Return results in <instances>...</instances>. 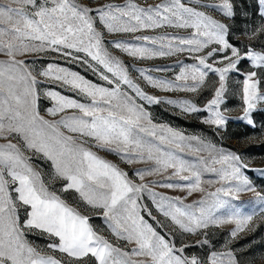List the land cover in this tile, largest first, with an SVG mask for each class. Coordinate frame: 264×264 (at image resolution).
Here are the masks:
<instances>
[{"label":"snow or ice","instance_id":"1","mask_svg":"<svg viewBox=\"0 0 264 264\" xmlns=\"http://www.w3.org/2000/svg\"><path fill=\"white\" fill-rule=\"evenodd\" d=\"M209 12L251 26L233 29ZM176 30L190 31L181 35ZM236 31L255 43L232 42ZM50 54L53 61L85 66L103 83L54 62L34 68L37 59ZM122 54L134 61L187 55L195 63L181 64L174 78H166L152 73L169 68H135L121 59ZM243 62L255 70L243 71ZM209 73L217 77L212 85L207 83ZM229 73L242 76V115L237 119L255 127L251 113L264 103V0H253L252 5L243 0H0V264L264 261V254L242 261L232 249L212 252L205 261L185 255L192 245L177 246V229L206 236L209 227L233 225L229 235L237 238L256 213L242 214L232 201L248 192L264 208V191L245 174L248 164L240 155L154 124L145 107L166 102L188 114L206 111L204 123L224 127L229 118L220 106ZM39 77L74 96L46 89L43 95L53 103L42 114ZM141 80L163 92L197 93L211 86L213 96L203 108L190 99L162 100L146 91ZM100 151L129 166H147L133 168L130 176ZM185 153L195 160L184 158ZM255 171L264 176V169ZM205 174L215 178L205 179ZM68 192L76 193L75 206L62 198ZM195 193L200 198L186 203ZM145 194L173 227L141 203ZM88 211L103 218L113 239L90 225L84 214ZM32 235L46 237L48 243L36 246L29 239Z\"/></svg>","mask_w":264,"mask_h":264},{"label":"rangeland","instance_id":"2","mask_svg":"<svg viewBox=\"0 0 264 264\" xmlns=\"http://www.w3.org/2000/svg\"><path fill=\"white\" fill-rule=\"evenodd\" d=\"M96 2H107V0H93ZM142 3H157L159 0H141ZM241 0H236V3L239 4ZM243 3L247 5H252L253 0H243ZM215 19L220 20L226 24H231L233 29H242L246 27H250L251 25H245L243 23L238 22V20H228L224 18L217 12H209ZM243 17H240L239 20H243ZM249 21L252 19L251 17L247 18ZM257 23H259V17L256 18ZM165 30H157V33ZM166 31L172 32L173 29H166ZM179 31L181 35H187L190 30H176ZM138 35L141 33H137ZM145 34H153V33H145ZM111 39V37H108ZM232 42H239L242 46L245 43H255V41H249L245 34H242L240 31H236L233 36L230 37ZM259 50V49H257ZM51 55L44 57L42 60L37 59L34 65V68L39 70L46 66L47 63H57L60 66L67 67L72 71H76L83 75L86 79H89L93 82L103 83L99 81L98 77L93 75L91 70L87 69L85 66H81L79 64H69L63 60H55L51 59ZM121 59L125 61V63L129 65H134L135 68H156V67H166L169 68L168 72H153L152 75L166 77V78H174L175 74H178L179 68L181 64H192L195 61L187 56V55H179L173 57H164V58H156L152 60H143V61H134L132 58L127 57L126 55H121ZM180 61V63H177ZM240 67L243 71L247 72L252 69L250 62H243ZM132 75L134 78H138L139 73L135 70L132 71ZM41 83L38 84L37 88L40 92L39 99V107L42 110V114H44V110L48 107L52 106V101L43 95V92L48 88H55L58 91H61L62 94L68 96H74V93L67 91L66 88L61 89L54 84L48 83L44 80V78L39 77ZM242 79V76H239L235 73H229V77L227 80V92L225 94V102L221 104L220 109L224 111L227 109L224 114L229 118L227 124L224 127L216 128L215 126H210L204 123V119L209 116V113L197 112V113H184L180 107L177 105H171L166 102H162L159 104H147L145 103V107L150 114L152 122L157 125H165L168 127H172L175 130L182 132L187 136H199L205 142H210L216 146L217 149H223L224 151H232L236 154L240 155L242 160L248 164V169L245 174L249 177V179L257 186V189L260 191H264V176L260 174L259 171H255L256 169H264V103L258 105L257 109L251 113V118L254 121L255 127L247 124L245 121L237 119V117L242 115V100L240 97V83L239 81ZM217 80V77L211 73H209L207 77L208 85H212ZM142 86L145 87V90L150 94L156 95L160 97L162 100L172 99V100H184L190 99L192 100L198 107L203 108L208 100H210L213 96V91L211 86H206L202 88L197 93H190L185 91H174V92H163L160 90L152 89L150 86H146L144 82L139 81ZM79 99V97H77ZM71 111V110H70ZM98 154L108 159L114 163L119 164L121 168L125 171L129 172V175H132L133 168H143L147 165L144 164H136V165H126L122 163L115 155L108 154L103 151L98 152ZM184 158L189 160H195L194 157L185 154ZM203 155H207V153H203ZM46 168H43L42 171H46ZM205 179L215 178L211 176V174H205ZM148 179H158L157 177H148ZM158 192L165 193L167 195L175 196L182 195V193L173 192L172 190L165 188H156ZM214 190V189H213ZM62 198L66 199L68 203L74 204V197L76 193L68 192L62 193ZM200 193H195L193 196L189 197L186 203H191L193 200H197L200 198ZM142 204L148 205V207L153 211V215H155L162 223L169 225V227H173L170 222L161 216L155 209L154 205L151 202L150 197L146 194L141 200ZM232 204L236 205L237 208L240 209L242 214L255 212L254 219L249 229L245 232L239 234V236L235 239L231 238L229 235L230 230L233 225H224L221 227H209L206 231V236L201 233L200 235H191L187 233H181L178 229L176 230V240L177 246L179 247L182 243L192 245L191 247L185 250V255H196L200 257L202 260H207V258L211 255L212 252H224L228 249L234 250L235 254L243 260L251 258L253 254L259 256L260 254H264V208L261 207L260 204L255 202L252 193H241L240 199L238 201H232ZM83 211V208H81ZM228 209H222L221 212H226ZM90 217L89 223L90 225L101 235H104L106 238L113 239L109 231L107 230V226L105 225L103 218L98 216L96 212L88 211L84 213ZM145 219L149 221V223H153V221L145 215ZM153 226L156 225L153 223ZM157 231H160L157 228ZM30 241L33 242L36 246L44 248L48 243V239L46 237H41L37 235H32L29 237ZM207 239L208 243L205 245H196V240ZM50 255H54L57 258L67 260V257L59 252H49ZM86 260L88 258H85ZM256 264H264V261L257 260Z\"/></svg>","mask_w":264,"mask_h":264}]
</instances>
